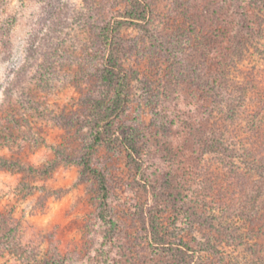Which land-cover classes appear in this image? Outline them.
<instances>
[{"label": "rangeland", "instance_id": "obj_1", "mask_svg": "<svg viewBox=\"0 0 264 264\" xmlns=\"http://www.w3.org/2000/svg\"><path fill=\"white\" fill-rule=\"evenodd\" d=\"M191 1L149 0L145 21L120 28L131 80L112 125L132 133L139 155L120 139L92 147L89 165L108 193L104 223L97 179L80 160L103 91L98 29L130 1L0 0V220L10 240L0 242V264H181L188 254L198 264H264V4L255 7L260 34L227 76L230 96L211 102L185 93L170 71V44L192 38ZM165 102L164 132L153 113ZM176 102L210 110L222 153L196 143L176 165L164 161L155 138L184 144Z\"/></svg>", "mask_w": 264, "mask_h": 264}, {"label": "trees", "instance_id": "obj_2", "mask_svg": "<svg viewBox=\"0 0 264 264\" xmlns=\"http://www.w3.org/2000/svg\"><path fill=\"white\" fill-rule=\"evenodd\" d=\"M129 1V7L120 15L121 18H110L98 29L97 39L104 55L98 68V80L103 91L92 102L94 109L97 110L91 126L93 137L80 160L83 164V170L93 173L97 179L100 196L98 215L104 223L111 222L108 216V193L103 173L92 169L89 165L92 147L100 142L111 143L115 139H120L122 145L139 155L132 133L125 126L115 129L112 125V120L125 109L131 80V76L121 64L122 42L119 31L122 25L131 23L132 20L145 21L149 8V0ZM196 1L198 0H192L187 5L190 10H186L188 32L192 35V38H185L189 41L188 47L185 48L183 38L177 37L170 44L171 47L168 48L170 71L176 80L182 81L178 83L183 84V91L189 93L188 95L193 94L187 89H199L206 93L205 96L210 98L211 102L213 99L219 101V99H226L227 96H230L227 92V76L230 69L249 50L257 35L260 34L259 13L258 8L255 9V7L263 5L264 0H199L206 2L202 7H198L199 9L195 6ZM216 31L220 34L219 37ZM205 67L210 70L203 71L208 72L209 75L207 76L202 75V70ZM157 105H155L156 108L154 107L153 113L155 126L165 132L167 129L166 122L161 120L160 112L165 107L166 102L163 107L157 108ZM181 105L190 108L188 110L182 109ZM181 105L179 102L174 103L173 110L175 118L182 127L181 133L184 137V144L174 147L173 141L166 135V139L162 142L155 138L157 142L155 145H160L161 151L164 152V161L169 166L176 165V161L180 162L178 154L181 150L187 148L189 150L190 147H195L196 143L199 144V147L201 146V149H198L203 154L206 152L222 153L225 150V144L221 139V133L217 139H214L212 136L213 129L205 123L210 110L199 107L198 102H184ZM193 105L194 110L200 112L199 116L193 117L195 115L191 108ZM201 117L204 122L196 119H201ZM178 144L179 142H177ZM258 169L262 170V168ZM191 173L189 171L188 175ZM8 233L0 220V242L3 239L10 242ZM201 247L205 248L206 251L217 249L209 244L207 246L201 245ZM177 251L180 252L181 250L177 249ZM188 256L189 260L183 258L181 264H198L197 260L193 259V255L188 254Z\"/></svg>", "mask_w": 264, "mask_h": 264}]
</instances>
